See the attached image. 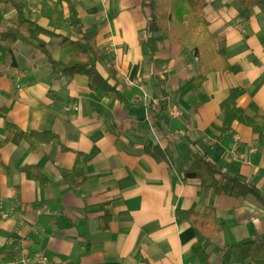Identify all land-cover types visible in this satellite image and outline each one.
<instances>
[{
	"label": "crops",
	"instance_id": "crops-1",
	"mask_svg": "<svg viewBox=\"0 0 264 264\" xmlns=\"http://www.w3.org/2000/svg\"><path fill=\"white\" fill-rule=\"evenodd\" d=\"M20 1L31 19L70 37L75 34L63 20L76 14L109 56L113 73L103 63L98 68L115 92H96L85 75H62L39 49L15 43L21 73L0 76V106L8 108L0 114V139L6 119L15 126L0 150L8 169L0 176V264L24 247L47 256L45 264H199L194 230L178 224L174 212L208 207L224 226L204 243L211 263L255 264L241 260L237 246L264 240V207L251 195L206 190L199 179H185L183 168L199 149L264 194V141L250 127L233 122L228 138L212 148L222 124L220 102L232 88L241 89L236 101L247 114L264 115L263 5L241 17L240 0H205L218 51L239 69L211 72L197 88L188 83L198 73L197 57L161 32L145 33L141 0H72V9L58 0ZM0 18L14 19L15 11L1 7ZM148 36L156 46L154 73L143 44ZM31 39L53 59H68V46L46 36ZM4 68L0 51V72ZM202 93L208 99L196 104ZM157 99L166 100L169 123L148 110ZM69 105L78 111L66 110ZM29 131H50L60 144L28 142ZM154 147L165 159L146 152ZM77 153L86 180L73 187L62 172L73 167ZM27 164L48 178L45 187L26 178Z\"/></svg>",
	"mask_w": 264,
	"mask_h": 264
},
{
	"label": "trees",
	"instance_id": "trees-1",
	"mask_svg": "<svg viewBox=\"0 0 264 264\" xmlns=\"http://www.w3.org/2000/svg\"><path fill=\"white\" fill-rule=\"evenodd\" d=\"M61 1L66 2L71 9L73 8L72 0H58V2ZM258 3L263 5L264 15V0H240L238 3L239 15L247 16L252 7ZM206 4L205 0H141L140 4L145 19V33L161 32L164 39L180 44L185 50L190 48L195 54L198 59V73L188 80V83L195 82L197 88L211 72H236L239 69L237 66L230 65L225 55L218 51L216 41L209 31L205 18ZM1 7L14 10L15 18L7 20L0 18V51L3 53L5 67L0 72V76L6 75L8 78H15L21 73L14 56V45L20 41L43 52L53 70L58 68L62 75L82 74L93 84L96 92H115L114 87L108 83L98 68V64L103 63L106 66V71L113 73L114 68L109 56L99 49L95 33L86 31L83 21L76 14L71 13L63 20L75 34L74 37H70L49 30L38 24L36 20L31 19L20 0H0ZM39 36L54 39L61 48L68 46V59L66 61L53 59L44 45L37 44L31 39ZM143 44L148 50L150 70L154 73L156 46L152 36H148ZM156 80L153 81L154 86L159 85ZM240 90V88H232L229 95L220 102L222 124L212 148L228 138L235 121L250 127L258 135L260 143L264 141V115L258 113L249 115L244 108L237 105L236 100ZM159 91L163 97L167 96L164 87H160ZM207 99L208 97L202 93L196 104ZM166 107V100L157 99L149 106L148 110L152 112L154 119L169 123ZM0 114L7 115L8 108L4 105L0 106ZM5 129L6 136L0 139V150L7 144L15 131V126L9 119L5 121ZM24 137L33 144H60L57 135L50 131H29L25 133ZM191 143L195 144V141H191ZM61 148L64 149L62 146ZM146 152L156 159H165L164 152L157 147L152 150L147 149ZM22 171L27 179L37 181L41 187L48 184V178L37 166L27 164L22 167ZM5 174H8V169L0 154V176ZM62 176L73 187H79L85 182L80 153H77L73 167L64 170ZM183 177L199 179L206 190L213 191L215 194H225L234 198L251 195L264 207V194L254 184L222 171L208 160L206 153L199 149L192 152L190 165L183 168ZM174 215L178 224L187 223L193 228L196 241L193 243L192 249L199 264H212L204 243L215 240L224 227L216 219L215 208L208 207L202 212L177 209ZM237 247L241 260L251 259L255 264L264 263V240L247 241Z\"/></svg>",
	"mask_w": 264,
	"mask_h": 264
},
{
	"label": "built area",
	"instance_id": "built-area-1",
	"mask_svg": "<svg viewBox=\"0 0 264 264\" xmlns=\"http://www.w3.org/2000/svg\"><path fill=\"white\" fill-rule=\"evenodd\" d=\"M66 110L78 111V106L69 105ZM48 261L47 256L43 255L42 252L37 251L34 255L26 248H22L20 255L15 257L7 264H45Z\"/></svg>",
	"mask_w": 264,
	"mask_h": 264
},
{
	"label": "rangeland",
	"instance_id": "rangeland-1",
	"mask_svg": "<svg viewBox=\"0 0 264 264\" xmlns=\"http://www.w3.org/2000/svg\"><path fill=\"white\" fill-rule=\"evenodd\" d=\"M143 100V99H142ZM29 250V249H28ZM31 253H32V255H34L35 253H37V251H32V250H29Z\"/></svg>",
	"mask_w": 264,
	"mask_h": 264
}]
</instances>
